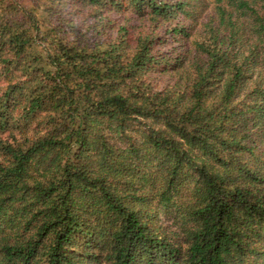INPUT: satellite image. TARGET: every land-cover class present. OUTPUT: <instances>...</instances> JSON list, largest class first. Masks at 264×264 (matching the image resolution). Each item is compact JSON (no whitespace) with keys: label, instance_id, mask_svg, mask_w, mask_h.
<instances>
[{"label":"trees","instance_id":"16d2710c","mask_svg":"<svg viewBox=\"0 0 264 264\" xmlns=\"http://www.w3.org/2000/svg\"><path fill=\"white\" fill-rule=\"evenodd\" d=\"M0 264H264V0H0Z\"/></svg>","mask_w":264,"mask_h":264}]
</instances>
